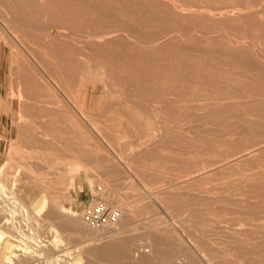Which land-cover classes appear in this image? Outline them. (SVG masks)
<instances>
[{
	"label": "rangeland",
	"instance_id": "1",
	"mask_svg": "<svg viewBox=\"0 0 264 264\" xmlns=\"http://www.w3.org/2000/svg\"><path fill=\"white\" fill-rule=\"evenodd\" d=\"M263 56L264 0H0V264H66L59 253L67 255L70 264L74 257L85 259L88 249L100 248L104 236L113 235L108 228L112 223L93 228L81 219L82 210L92 202L132 212L134 219L124 221L126 227L120 232L130 236L121 239L124 245L117 241L122 255L114 264H132L134 240L141 246L147 243L149 253L155 248L173 256L181 254L194 259L192 263L197 250L215 256H205L215 264H264ZM137 82L149 92L146 99ZM38 83L47 85L43 89ZM135 88L143 91L139 90L141 96ZM182 93L191 99L187 101ZM45 102L56 109L45 108ZM43 195L44 210L35 214ZM161 208L165 216L159 214ZM49 225L56 232L49 233ZM146 262L159 264L150 255ZM94 264L103 263L95 260Z\"/></svg>",
	"mask_w": 264,
	"mask_h": 264
},
{
	"label": "bare ground",
	"instance_id": "2",
	"mask_svg": "<svg viewBox=\"0 0 264 264\" xmlns=\"http://www.w3.org/2000/svg\"><path fill=\"white\" fill-rule=\"evenodd\" d=\"M148 3H149V2H148ZM187 3H188V1H187ZM183 5H185V4H183ZM188 7H189V6H188ZM152 8H153V7H152ZM161 12H162V11H161ZM126 14H129V13H126ZM123 15H124V14H123ZM120 16H122V15H120ZM189 16H190V15H189ZM199 16H200V15H199ZM124 17H125V16H124ZM113 18H114V17H113ZM71 20L74 21L75 19H74V20H73V19H70V21H71ZM127 20H128V19H127ZM65 21H66V20H65ZM84 21H85V20H84ZM86 21H87V20H86ZM86 21H85V22H86ZM106 21H108V20H106ZM88 22H89V21H88ZM92 22H94V21H92ZM97 22H98V21H97ZM108 22H109L110 25H111V22H110V21H108ZM72 23L74 24V22H72ZM95 23H96V22H94L93 25H95ZM98 23H99V22H98ZM104 23H105V22H104ZM99 24H100V23H99ZM102 24H103V21H102ZM86 25H87V24H86ZM107 25H108V23L106 24V28L109 27V26H107ZM167 25H168V24H167ZM102 26H104V25H102ZM116 27H117V25H116ZM116 27H115V28H116ZM198 27H199V26H198ZM74 28H75V26H74ZM115 28H114V29H115ZM109 29H111V27H109ZM162 29H164V28H162ZM168 29H169V27L167 28V32H168ZM175 29H176V27H175ZM175 29H173L172 32H174ZM177 29H178V27H177ZM177 29H176V30H177ZM181 29H182V28H181ZM72 30H73V29H72ZM115 30H117V29H115ZM119 30H120V26H119ZM127 30H128V29H127ZM165 30H166V29H165ZM169 30H171V28H170ZM185 30H186V29H185ZM104 31H105V30H104ZM104 31H103V32H104ZM117 31H118V30H117ZM161 31H162V33H164V32H163L164 30H161ZM177 31H178V30H177ZM114 32H115V31H114ZM165 32H166V31H165ZM179 32H181V31H179ZM67 33H68V32H67ZM69 33H70V31H69ZM112 33H113V32H112ZM112 33H111V34H112ZM116 33H117V32H116ZM120 33H121V32H120ZM120 33H119L118 35H121ZM124 33H126V32H124ZM124 33H122V36H126V35H124ZM158 33H159V32H158ZM160 33H161V32H160ZM218 33H219V32H218ZM104 34L106 35V33H104ZM107 34H108V33H107ZM113 34L115 35V33H113ZM113 34H112V36H114ZM126 34H127V33H126ZM130 34H131V33H130ZM166 34H167V33H166ZM169 34H170V32H169ZM72 35H73V34H72ZM118 35H116V36H118ZM163 35H165V33H164ZM171 35H172V34H171ZM67 36H68V35H66V37H67ZM76 36H77V35H76ZM106 36H107V35H106ZM160 36H161V34H160ZM73 37H74V36H73ZM77 37H78V36H77ZM80 37H81V36H80ZM97 37H98V35H97ZM99 37H100V36H99ZM101 37H102L101 41H103V36H101ZM101 37H100V38H101ZM110 37H111V35H110ZM135 37H136V35H135ZM163 37H164V36H163ZM163 37H162V38H163ZM202 37H203V36H202ZM82 38H83V37H82ZM92 38L97 39L95 36L92 37ZM92 38H91V39H92ZM158 38L160 39L161 37H158ZM158 38H157V39H158ZM88 39H90V37H88ZM88 39H85V40H86L85 43H87V40H88ZM94 39H93V41H94ZM98 39H99V38H98ZM98 39H97V40H98ZM113 39H114V38H113ZM115 39H116V38H115ZM141 39H142V38H141ZM147 39H148V38H147ZM157 39H155V40H157ZM159 39H158V40H159ZM163 39H164V38H163ZM116 40H117V39H116ZM137 40H138V39H137ZM152 40H153V39H152ZM152 40H151V41H152ZM160 40H161V39H160ZM179 40H180V39H179ZM98 41L100 42V40H98ZM104 41H105V40H104ZM133 41H134V40H133ZM141 41L144 42V43H147V41H143V40H141ZM141 41H140V42H141ZM151 41H150V43H152ZM177 41H178V40H177ZM88 42H89V41H88ZM96 42H97V41H96ZM154 42H155V41H154ZM161 42H162V41H161ZM51 43H52V42H51ZM100 43H101V42H100ZM135 43H136V42H135ZM156 43H157V42H156ZM176 43H177V42H176ZM93 44L95 45V43H93ZM103 44H104V43H103ZM166 44H167V43H166ZM209 44H210V43H209ZM98 45H99V44H98ZM204 45H205V44H204ZM211 45H212V44H210V46H211ZM214 45H215V44H214ZM214 45H213V47H212L213 49H214ZM100 46H101V44L99 45V47H100ZM102 46H103V45H102ZM109 46H110V45H109ZM113 46H114V45H113ZM130 46H131V45H130ZM130 46H128V48H129ZM149 46H151V45H149ZM215 46H217V44H216ZM228 46H229V45H228ZM87 47H88V46H87ZM95 47H96V46H95ZM131 47H133V46H131ZM88 48H89V47H88ZM107 48H109V47H107ZM111 48H113V47H111ZM114 48H115V46H114ZM114 48H113V49H114ZM116 48H117V46H116ZM135 48H136V47H135ZM164 48H165V47H164ZM166 48H167V46H166ZM204 48H205V47H204ZM206 48L209 49V46L207 45ZM206 48H205V49H206ZM212 48H211V49H212ZM216 48H218V47H216ZM91 49H92V48H91ZM102 49H103V47H102ZM118 49H119V48H117V50H118ZM205 49H204V50H205ZM218 49H219V48H218ZM104 50H105V49H104ZM114 50H116V49H114ZM102 51H103V50H102ZM110 51H111V50H110ZM125 51H126V50H125ZM214 51H215V49H214ZM221 51H222V50H221ZM226 51H227V50H226ZM89 52H90V51H89ZM105 52H107V51H105ZM114 52H116V51H114ZM152 52H153V51H152ZM154 52H155V51H154ZM222 52H223V51H222ZM98 53L100 54L99 56L101 57V56H102V55H101V51L98 52ZM103 53H104V52H103ZM125 53H126V52H125ZM125 53H124V54H125ZM133 53H134V52H133ZM82 54H84V53H82ZM90 55H91V54H89L88 56H90ZM107 55H108V54H107ZM110 55H111V54H110ZM83 56L86 57L85 55H83ZM103 56H104V54H103ZM115 56H117V54H115ZM118 56H119V55H118ZM118 56H117V58H118ZM121 56H122V55H121ZM124 56H125V55H124ZM129 56H130V55H129ZM252 56H253V55H252ZM94 57H95V55H94ZM228 57H229V56H228ZM236 57H237V56H236ZM263 57H264V56H263ZM90 58H91V57H90ZM96 58H97V57H96ZM108 58L111 59V57H108ZM129 58H130V57H129ZM102 59H103V58H102ZM161 59H162V58H161ZM224 59H225V58H224ZM55 60H56V59H54L53 61H55ZM88 60H90V59H88ZM95 60H96V59H95ZM95 60H94V61H95ZM104 60H105V57H104ZM117 60H118V59H117ZM163 60H164V59H163ZM90 61H91V60H90ZM129 61H130V60H129ZM170 61H171V60H170ZM170 61H169V62H170ZM55 62H56V61H55ZM70 62H71V61H70ZM72 62H73V61H72ZM84 62H85V61H84ZM110 62H111V60H110ZM112 62H113V61H112ZM132 62H133V61H132ZM60 63H61V62H60ZM88 63H90V62H88ZM88 63H87V65H88ZM100 63H102V61L99 62V64H100ZM130 63H131V62H130ZM11 64H12V63H11ZM56 64H57V66H59L58 63H56ZM93 64H94V62H93ZM93 64H92V66H94L96 63H95L94 65H93ZM111 64H112V63H111ZM111 64H110V66H109V65H108V66L111 67V66H112ZM149 64H150V63H149ZM103 65H104V64H103ZM103 65H102V66H103ZM89 66H91V65H89ZM108 66H106V67H108ZM114 66H115V64H114ZM128 66H129V65H128ZM130 66H131V65H130ZM53 67H54V66H53ZM81 67H82V65H81ZM84 67H85V66H84ZM94 67H95V66H94ZM94 67H93V68H94ZM115 67H117V65H116ZM33 68H34V67H32V70H33ZM37 68H38V67H37ZM86 68H87V67H86ZM103 68H104V66H103ZM129 68H130V67H129ZM156 68H157V67H156ZM160 68H161V67H160ZM162 68H163V67H162ZM162 68H161V69H162ZM22 69H23V68H22ZM34 69H35V68H34ZM40 69H41V68H40ZM42 69H43V68H42ZM54 69H55V67H54ZM58 69H59V68H58ZM113 69H114V68H113ZM115 69H116V68H115ZM130 69H131V68H130ZM164 69H165V68H164ZM83 70H84V69H83ZM104 70H105L106 72H108V70H106V69H104ZM119 70H120V69H119ZM134 70H135V69H134ZM145 70H147V69H145ZM166 70H167V69H166ZM38 71H39V70H38ZM38 71H37V72H38ZM42 71H44V70H42ZM55 71H56V70H55ZM110 71H112V70H110ZM126 71H127V70H126ZM152 71H153V70H152ZM168 71H169V70H168ZM245 71H246V70H245ZM37 72H36V73H37ZM63 72L65 73L66 71H63ZM113 72H114V71H113ZM132 72H133V71H132ZM149 72H150V71H149ZM162 72H163V70H162ZM56 73H57V72H56ZM127 73H130V75H131V71H129V72L127 71ZM141 73H142V72H141ZM146 73H147V72H146ZM157 73H158V71H157ZM165 73H166V71H165ZM172 73H173V72H172ZM229 73H230V72H229ZM34 74H35V73H34ZM38 74H39V73H38ZM41 74H42V73H41ZM69 74H70V73H69ZM74 74H75V73H74ZM105 74H106V73H105ZM111 74H112V73H111ZM133 74H134V72H133ZM143 74H144V73H143ZM143 74H142V75H143ZM151 74H153V72H152ZM151 74H150V75L147 74V75L151 76ZM160 74H161V73H160ZM167 74H168V72L165 74V76H166ZM109 75H110V74H109ZM112 75H113V74H112ZM134 75H135V74H134ZM138 75H139V74H138ZM140 75H141V74H140ZM144 75H146V74H144ZM169 75H170V71H169L168 76H169ZM173 75L175 76V73H173ZM42 76H44V75H41V77H42ZM73 76H75V75H73ZM106 76H107V75H106ZM154 76H155V75H154ZM161 76L164 77L163 75H160V77H161ZM168 76H167V77H168ZM170 76H172V75H170ZM75 77H76V76H75ZM81 77H82V76H81ZM104 77H105V76H104ZM104 77H103V78H104ZM121 77H122V76H121ZM132 77H133V76H132ZM139 77H140V76H139ZM141 77H142V76H141ZM151 77H152V76H151ZM155 77H156V76H155ZM158 77H159V76H158ZM162 77H161V78H162ZM39 78H40V77H39ZM47 78H48V76H47ZM55 78H56V77H55ZM57 78H59V77H57ZM77 78H78V77H77ZM82 78H83V77H82ZM108 78H109V77H108ZM117 78H118V77H117ZM123 78H124V77H123ZM123 78H121V79H123ZM128 78H129V77H128ZM133 78H134V77H133ZM145 78H146V76H145ZM147 78H149V77H147ZM147 78H146V79H147ZM171 78H173V77H171ZM171 78H170V80H171ZM175 78H176V77H175ZM181 78H182V77H181ZM181 78H180V79H181ZM227 78H228V77H227ZM41 79H42V78H41ZM80 79H81V78H80ZM109 79H110V78H109ZM119 79H120V78H119ZM121 79H120V80H121ZM125 79H127L126 76H125ZM125 79H124V80H125ZM131 79H132V78H131ZM131 79H127L126 81L129 82V80H130V82H131ZM134 79H135V78H134ZM136 79H137V77H136ZM141 79H142V78H141ZM159 79H160V78H159ZM159 79H158V80H159ZM168 79H169V78H168ZM173 79H174V78H173ZM177 79H178V81H179V76L177 77ZM230 79H232V78H230ZM52 80H54V79L52 78ZM114 80H115V79H114ZM120 80H119V81H120ZM170 80H168V81L171 82ZM181 80H183V79H181ZM228 80H229V79H228ZM232 80H233V79H232ZM35 81H36V80H35ZM54 81H55V80H54ZM56 81H57V83H58V80H56ZM59 81H61L60 78H59ZM77 81H78V80H77ZM77 81H76V82H77ZM107 81H108V80H107ZM111 81H112V79H111ZM119 81H118V82H119ZM132 81H133V80H132ZM137 81H138V80H137ZM141 81H142V80H141ZM163 81H164V80H163ZM178 81H176V82H178ZM230 81H231V80H230ZM234 81H235V80H234ZM31 82H32V81H31ZM40 82H42V81H40ZM40 82H39V83H40ZM71 82H72V81H71ZM118 82H117V83H118ZM144 82H145V81H144ZM157 82H158V81H157ZM164 82H166V79H165ZM176 82H174V83H176ZM183 82H185V81H183ZM35 83H36V82H35ZM39 83H38L37 86L40 88L41 85H40ZM42 83H43V82H42ZM44 83H47V84H48V82H46V81H45ZM117 83H116V85H117ZM121 83H122V82H121ZM123 83H124V82H123ZM132 83H133V82H132ZM132 83H131V84H132ZM134 83H135V81H134ZM137 83H139V82H137ZM146 83H147L148 85H149V84L152 85V83H148V82H146ZM153 83H155V82H153ZM167 83H168V82H167ZM167 83H165L166 86H167ZM180 83H181V81H180ZM30 84H31V83H30ZM36 84H37V83H36ZM47 84H46V85H47ZM59 84H60V83H59ZM59 84H58V86H59ZM114 84H115V83H114ZM119 84H120V82H119ZM128 84H129V83H128ZM128 84H127V85H128ZM141 84H142V83H141ZM161 84H163V82H162ZM161 84H160V85H161ZM178 84H179V83H178ZM178 84H177V87H176V88L179 87ZM183 84H184V83H183ZM185 84H186V83H185ZM191 84H192V82H191ZM24 85H25V83H24ZM34 85H35V84H34ZM34 85L32 84L33 87H36V88L38 89V87H37V86H34ZM39 85H40V86H39ZM46 85H45V86H46ZM78 85H79V83H78ZM78 85H77V86H78ZM80 85H81V83H80ZM112 85H113V84H112ZM122 85H123V84H122ZM127 85H126V86H127ZM138 85H139L141 88H142V86H143V85H140V83H139ZM138 85H137V86H138ZM144 85H145V84H144ZM170 85H171V84H170ZM179 85H180V84H179ZM188 85H190V83H188ZM195 85H196V83H195ZM27 86H28V84L26 85V88L24 87L25 90L28 88ZM45 86H44V87H45ZM49 86L51 87L50 84H49ZM134 86L137 87L136 85H134ZM42 87H43V85H42ZM42 87H41V88H42ZM44 87H43V89H44ZM52 87H53V85H52ZM54 87H55V86H54ZM54 87H53V88H54ZM91 87H92V86H91ZM113 87H115V86H113ZM116 87H121V86H116ZM132 87H133V86H132ZM140 87H139V88H140ZM143 87H144V86H143ZM145 87H146V86H145ZM147 87H148V86H147ZM147 87H146V88H147ZM153 87H154V84H153ZM153 87H151V88H153ZM157 87H160V86H157ZM163 87H164V86H163ZM195 87H196V86H195ZM17 88H18V87H17ZM22 88H23V87H22ZM36 88H35V89H36ZM55 88H56V87H55ZM81 88H82V87H81ZM108 88H111V87H108ZM122 88H123V87H122ZM130 88H131V86H130ZM130 88H129V89H130ZM137 88H138V87H137ZM137 88H135V92H136V89H137ZM168 88H169V86H168ZM180 88H181V87H180ZM182 88H184V87L182 86ZM182 88H181V89H182ZM30 89H32V88L30 87ZM35 89H34V90H35ZM37 89H36V90H37ZM43 89H41V91H44ZM49 89H50V88H49ZM63 89H64V88H63ZM78 89H79V88H78ZM131 89H133V88H131ZM142 89H143V91H144V88H142ZM149 89H150V88H149ZM155 89H158V90H159L160 88H155ZM161 89H162V88H161ZM163 89H164V88H163ZM163 89H162V90H163ZM213 89H214V87H213ZM20 90H21V87H20ZM54 90H55V89H54ZM57 90H59V89H57ZM76 90H77V89H76ZM76 90H75V91H76ZM83 90H84V89H83ZM122 90H123V89H122ZM133 90H134V89H133ZM137 90H138V89H137ZM139 90H140V89H139ZM139 90H138V92H136V93L139 94L140 92H143V91H141V90H140V92H139ZM147 90H148V88H147ZM150 90H152V89H150ZM158 90H157V93H158V92L161 93V92H160L161 90H159V91H158ZM166 90H167V89H166ZM177 90H179V89H177ZM185 90H186V89H185ZM197 90H198V89H197ZM28 91H31V90H27V92H26V91H25V92H26V93H29ZM37 91H38V90H37ZM51 91H52V90H51ZM62 91H63V90H62ZM85 91H86V90H85ZM182 91H183V89H182ZM182 91L179 90L180 94H181ZM17 92H18V91H17ZM19 92H20V91H19ZM21 92H22V91H21ZM63 92H64V94L66 93V91H63ZM77 92H80V91L77 90ZM115 92H116V90H115ZM118 92H120V90H119ZM121 92H122V91H121ZM144 92H145V93H144ZM144 92H143V94H145L144 97H145V99H146V97H147L146 95H148L149 92H148L147 94H146V91H144ZM155 92H156V90H155ZM155 92H154V93H155ZM176 92H177V91H176ZM176 92H174V93H176ZM244 92H245V91H244ZM30 93H31V92H30ZM30 93H29L28 95H30ZM38 93H39V95L42 94V93H40V92H38ZM44 93H45V92H44ZM54 93H56V92L54 91ZM58 93H60V90H59ZM58 93H57V94H58ZM89 93H90V92H89ZM95 93H96V92H95ZM105 93H106V92H105ZM105 93H104V94H105ZM132 93H133V91H132ZM152 93H153V92H152ZM152 93H151V94H152ZM157 93H156V94H157ZM167 93H168V92H167ZM174 93H173V94H174ZM240 93H241V92H240ZM46 94H47V93H46ZM60 94H61V93H60ZM60 94H58V95H60ZM73 94H75V92H74ZM77 94H78V93H77ZM86 94H87V93H86ZM141 94H142V93H140V96H141ZM151 94H150V95H151ZM162 94H163V93H162ZM162 94H161V96L164 97V95H162ZM171 94H172V89H171ZM177 94H178V92H177ZM182 94H183V93H182ZM17 95H18V93H17ZM25 95H26V94H25ZM25 95H23V96H25ZM43 95H44V94H43ZM48 95H50V94H48ZM66 95H67V94H66ZM66 95H65V96H66ZM78 95H80V94H78ZM78 95H77V96H78ZM91 95H92V94H91ZM102 95H103V94H102ZM102 95H101V96H102ZM150 95H149V96H150ZM152 95H154V94H152ZM183 95H184V94H183ZM185 95H187V94H185ZM185 95H184V96H185ZM13 96H16V95H13ZM13 96H11V97L13 98ZM44 96H45V95H44ZM44 96H43V98H44ZM56 96H57V95H56ZM62 96H64V95H62ZM82 96H83V94H82ZM85 96H86L85 98H87V95H85ZM106 96H107V94H106ZM108 96H109V95H108ZM149 96H148V97H149ZM156 96H157V95H156ZM174 96H175V95H174ZM187 96H188V95H187ZM198 96H199V95H198ZM17 97H19V96H17ZM39 97L41 98V95H40ZM66 97H67V96H66ZM71 97H72V95H71ZM142 97H143V95H142ZM144 97H143V98H144ZM152 97H153V96H150V98H152ZM158 97H159V96H158ZM163 97H162V98H163ZM194 97H195V95L193 96V99H194ZM196 97H197V96H196ZM245 97L247 98L248 95H246ZM250 97H251V96H250ZM252 97H253V96H252ZM19 98H20V100H21L22 96L19 97ZM19 98H18V99H19ZM26 98H27V97H26ZM49 98H51V96H50ZM60 98H61V97H60ZM80 98H81V97H80ZM83 98H84V97H83ZM159 98H160V97H159ZM177 98H178V96H177ZM182 98H184V97L182 96ZM182 98L180 97V99H182ZM186 98H187V101H188V99H191L190 97L188 98V97L185 96V99H186ZM199 98H200V96H199ZM204 98H205V97H204ZM18 99H17V100H18ZM45 99H46V96H45ZM45 99H43V100L46 101V102H47V101L49 102V100H47V99L45 100ZM51 99H52V98H51ZM163 99H164V98H163ZM168 99H170V97H168ZM173 99H174V98H173ZM197 99H198V98H197ZM207 99H208V98H207ZM216 99H217V98H216ZM216 99H215V101H217ZM221 99H222V98H221ZM249 99H250V98H249ZM22 100H24V99H22ZM25 100H26V99H25ZM25 100H24V101H25ZM35 100H36V99H35ZM38 100H39V99H38ZM38 100H37V101H38ZM41 100H42V99H41ZM41 100H39V102H40ZM59 100H60V99H59ZM68 100H69V99H68ZM182 100H184V99H182ZM182 100H181V102H182ZM195 100H196V99H195ZM195 100H194V101H195ZM205 100H206V99H205ZM213 100H214V99H213ZM50 101L52 102V100H50ZM61 101H62V100H61ZM76 101H78V100H76ZM84 101H85V99H84ZM190 101H192V100H190ZM253 101H254V100H253ZM46 102H45V105H46ZM48 102H47V103H48ZM81 102H82V101H81ZM81 102H80V103H81ZM170 102H171V101H170ZM175 102H176V101H175ZM177 102H178V101H177ZM177 102H176V103H177ZM196 102H197V100H196ZM212 102H213V101H212ZM219 102H220V101H219ZM221 102H222V100H221ZM236 102H237V101H236ZM258 102H259V101H258ZM21 103H22V102H21ZM40 103H41V102H40ZM40 103H39V104H40ZM42 103H43V101H42ZM42 103H41V104H42ZM52 103H54V102H52ZM60 103H62V102H60ZM70 103H73L72 100H71ZM75 103L77 104V102H75ZM164 103H165V102H164ZM166 103H169V102H166ZM184 103H185V102H184ZM190 103H191V102H190ZM237 103H238V102H237ZM247 103H248V102H247ZM41 104H40V107H41ZM64 104H65V102H64ZM83 104H84V103H83ZM180 104H181V103H180ZM241 104H242V103H241ZM245 104H246V103H245ZM22 105H23V104H22ZM45 105L43 104L44 107H45ZM49 105H50V103H49ZM51 105H52V104H51ZM70 105H71V104H70ZM73 105H74V104H73ZM80 105H81V104H80ZM84 105H85V104H84ZM178 105H179V103H178ZM186 105H187V103H186ZM198 105H199V103H198ZM207 105H208V104H207ZM226 105H228V104H226ZM23 106H24V107H27V105H26V106L23 105ZM31 106H32V105H31ZM33 106H34V105H33ZM81 106H82V105H81ZM179 106H180V105H179ZM183 106H185V105H183ZM47 107H48V105H46L45 108H47ZM50 107H51V106H50ZM50 107H48V108H50ZM62 107H63V106H62ZM62 107H60V108H62ZM74 107H75V106H74ZM78 107H79V106H78ZM97 107H98V106H97ZM159 107H160V105H159ZM198 107H202V106H198ZM32 108L34 109L35 107H32ZM36 108H38V107H36ZM51 108H55V105H54V107H53V105H52ZM65 108H67V107H65ZM79 108H80V107H79ZM181 108H182V107H181ZM184 108H185V107H184ZM55 109H56V108H55ZM55 109H54V110H55ZM67 109H69V108H67ZM158 109H159V108H158ZM162 109H164V108H162ZM179 109H180V108H179ZM179 109H178V110H179ZM37 110H38V109H37ZM44 110H45V109H44ZM48 110H50V109H48ZM75 110H76V109H75ZM80 110H81V109H80ZM164 110H165V109H164ZM164 110H163V111H164ZM38 111H40V108H39ZM52 111H53V110H51V112H52ZM63 111H65V114H66V110L63 109ZM76 111H77V110H76ZM81 111H83V110H81ZM166 111H167V110H166ZM43 112H44V111H43ZM49 112H50V111H49ZM168 112H169V110H168ZM230 112H231V111H230ZM44 113L47 114V112H44ZM53 113H54V112H53ZM56 113H58V112H56ZM62 113H64V112H62ZM51 114H52V113H51ZM58 114H59V113H58ZM78 114H79V113H78ZM80 114H81V113H80ZM86 114H87V113H86ZM213 114H214V113H213ZM42 115H44V114H42ZM56 115H57V114H56ZM63 115H64V114H63ZM170 115H171V114H170ZM215 115H216V114H215ZM45 116H46V115H45ZM50 116H51V115H48L47 118H49ZM54 116H55V115H54ZM58 116H60V114H59ZM58 116H57V117H58ZM80 116H81V115H80ZM80 116H78L79 119H80ZM85 116H86V115H85ZM179 116H180V115H179ZM82 117H83V116H81V118H82ZM86 117H88V116H86ZM168 117H169V116H168ZM153 118H154V117H153ZM49 119L51 120L52 118L50 117ZM49 119H48V120H49ZM55 119H57V118H55ZM55 119H54V120H55ZM82 119H83V121L85 120V118H82ZM215 119H216V118H215ZM52 121H53V119H52ZM74 121H75V120H74ZM74 121H73V122H74ZM211 121H212V120H211ZM19 122H20V121H19ZM57 122H58V120H57ZM79 122L82 123V120L79 121ZM79 122H78V123H79ZM29 123H30V122H29ZM81 123H80V125H81ZM58 125H59V124H58ZM66 125H68V124H66ZM66 125H65V126H66ZM70 125L72 126V124H70ZM75 126H76V125H75ZM75 126H74V127H75ZM82 126H84V125H82ZM74 127H72V128H74ZM76 127H77V126H76ZM57 129H58V128H57ZM68 129H69V128H68ZM55 130H56V129H55ZM70 130H71V129H70ZM74 130H75V129H74ZM33 131H34V130H33ZM77 131H78V130H77ZM31 132H32V131H31ZM66 132H67V131H66ZM80 132H81V131H80ZM52 134H53V133H52ZM54 134H55V133H54ZM69 134H70V133H69ZM74 134H75V131H74ZM83 134H84V133H83ZM154 135H155V134H154ZM73 136H74V135H73ZM81 136H83V135H81ZM81 136H80V137H81ZM84 136H85V134H84ZM81 138H82V137H81ZM154 140H155V139H154ZM262 140H263V139H262ZM262 140H261V141H262ZM217 142H218V141H217ZM263 142H264V140H263ZM84 143H85V142H84ZM259 144H260V143H259ZM263 144H264V143H263ZM65 145H66V144H65ZM204 145H205V144H204ZM261 145H262V144H261ZM251 146H252V145H251ZM262 146L264 147V145H262ZM245 147H246V146H245ZM252 147H253V146H252ZM23 148H24V147H23ZM77 148H78V147H77ZM254 148H255V147H254ZM254 148H253V149H254ZM257 148H258V147H257ZM236 149H237V148H236ZM249 149H250V148H249ZM260 149L262 150L263 148H260ZM242 150H243V149H242ZM254 150H255V149H254ZM12 151H13V150H12ZM250 151H252V150H250ZM250 151H249V152H250ZM258 151H260L259 148H258ZM258 151H257V152H258ZM14 152H15V151H14ZM80 152H81V151H80ZM86 152H87V151H86ZM204 152H205V151H204ZM237 152H238V151H237ZM75 153H76V152H75ZM205 153H206V152H205ZM251 153H252V152H251ZM251 153H250V154H247V155H251ZM79 154H81V153H79ZM206 154H207V153H206ZM226 154L229 155V153H226ZM226 154L224 153L223 155H226ZM233 154H235V153H233ZM237 154H239V153H237ZM78 156H79V155H78ZM81 156H82V157H78V158H79V160L83 161V154H81ZM84 156H85V155H84ZM230 156H231V155H230ZM239 156H241V155H239ZM75 157H76V156H75ZM218 157H219V156H218ZM226 157H227V156H226ZM243 157H244V156H243ZM247 157H248V156H247ZM73 158H74V156H73ZM73 158H72V159H73ZM215 158H216V157H215ZM215 158H214V159H215ZM221 158L223 159L224 156H223V157L221 156ZM231 158H232V157H231ZM240 158H242V157H240ZM69 159H70V158H69ZM85 159H86V158H85ZM85 159H84V161H85ZM216 159H217V158H216ZM216 159H215V160H216ZM226 159H228V158H226ZM243 159H244V158H243ZM70 160H71V159H70ZM218 160H219V159H218ZM223 160H224V159H223ZM71 161H72V160H71ZM86 161H87V159H86ZM201 161H202V160H201ZM72 162H73V161H72ZM222 162H223V161H222ZM225 162L227 163V161H225ZM234 162H235V161H234ZM234 162H232V163H234ZM78 163H79V161H78ZM82 163H83V162H82ZM82 163H81V164H82ZM84 164H85V163H83V165H84ZM214 164H215V163H214ZM214 164H211V165H214ZM234 164H235V163H234ZM258 164H259V163H258ZM86 165H87V164H86ZM216 165L218 166V163L215 164V166H216ZM224 165H225V164H224ZM228 165H229V164H228ZM81 166H82V165H81ZM202 166H203V165H202ZM208 166H209V165H208ZM215 166H214V167H215ZM219 166H220V165H219ZM218 168H219V167H218ZM212 169H214V168H213V167L210 168L211 171H212ZM205 170H206V169H205ZM249 170H250V169H249ZM240 171H241V170H240ZM203 172H204V171H203ZM205 172H206V171H205ZM217 172H218V171H217ZM248 172H249V171H248ZM250 173H251V172H250ZM17 174H18V173H17ZM226 174H227V173H226ZM114 175H115V174H114ZM186 175H187V174H186ZM196 175H197V174H196ZM243 175H244V174H242V177H243ZM255 175H257V172H256V174L253 173V176H255ZM111 176H113V174H112ZM244 176H246V175H244ZM248 176H250V175H248ZM104 177H105V176H104ZM107 177H108V176H107ZM115 177H116V176H115ZM115 177H114V178H115ZM210 177H211V176H210ZM229 177H230V176H229ZM239 177H241V176H239ZM191 178H192V177H190V178H186L185 180H189V179H191ZM205 178H207V177L205 176ZM220 178H221V177H220ZM237 178H238V177H237ZM58 179H59V178H58ZM101 179H102V178H101ZM104 179H105V178H104ZM107 179H108V178H107ZM200 179L203 180L202 177L199 178V180H200ZM221 179H222V178H221ZM233 179H234V178H233ZM242 179L246 180V177H245V178H242ZM248 179H249V178H248ZM102 180H103V179H102ZM175 180H177V179H175ZM179 180H180V179H179ZM181 180H182V179H181ZM196 180H197V179H196ZM208 180H209V178H208ZM228 180H230V179H228ZM203 181H204V180H203ZM241 181H242V180H241ZM60 182H61V181H60ZM195 182H196V181H195ZM234 182H236V181H234ZM102 183H103V182H102ZM105 183H106V182H105ZM237 183H238V182H237ZM250 183H251V182H250ZM118 184H119V183H118ZM175 185H176V184H175ZM194 185H195V183H194ZM245 185H246V183H245ZM247 185H248V184H247ZM160 186H161V185H160ZM172 186H174V185H172ZM232 186H233V185H232ZM234 187H235V186H234ZM238 187H240V186H238ZM100 188H101V187H100ZM111 188H112V187H111ZM162 188H164V186H163ZM165 188H166V187H165ZM168 188H169V187H168ZM226 189H227V188H226ZM226 189H224V190H226ZM243 189H244V188H243ZM245 189H246V188H245ZM146 190H147V189H146ZM228 190H229V189H228ZM248 190H249V188H248ZM248 190H247V191H248ZM122 191H123V190H122ZM222 191H223V190H222ZM247 191H246V192H247ZM257 191H258V190H257ZM146 192H147V191H146ZM163 192H164V191H163ZM169 192H170V191H169ZM230 192H231V191H230ZM141 193H142V192H141ZM160 193H162V192H160ZM228 193H229V192H228ZM46 194H47V193H46ZM163 194H164V193H163ZM169 194H170V193H169ZM253 194H254V193H253ZM15 195H16V194H15ZM145 195H146V194H145ZM145 195H144V196H145ZM222 196H223V198H224V195H222ZM11 197H12V196H11ZM52 197H53V196H52ZM52 197H50V198H52ZM146 197H147V196H146ZM149 197H151V196L149 195ZM149 197H148V198H149ZM207 197H208V196H207ZM212 197H214V196H212ZM55 198H56V197H55ZM55 198H53V200H54ZM200 198H201V197H200ZM208 198H209V197H208ZM217 198H218V197H217ZM113 199H114V198H113ZM136 199H137V198H136ZM139 199H140V198H139ZM219 199H220V198H219ZM51 200H52V199H51ZM53 200H52V201H53ZM151 200H152L156 205H158L157 202H159V201H157V198H156V200H155V198L153 199V197H152ZM207 200H208V199H207ZM209 200H211V199H209ZM224 200H226V199H224ZM244 200H245V199H244ZM244 200H243V201H244ZM246 200H247V199H246ZM5 201H6V200H5ZM34 201H35V200H34ZM56 201H57V200H56ZM116 201H117V200H116ZM149 201H150V200H149ZM156 201H157V202H156ZM247 201H248V200H247ZM249 201H250V200H249ZM129 202H130V201H129ZM136 202H137V201H136ZM139 202H140V201H139ZM142 202H143V201H142ZM144 202H145V201H144ZM226 202H227V201H226ZM226 202H225V203H226ZM114 203H115V202H114ZM211 203H212V202H211ZM225 203H224V204H225ZM45 204H46V199H45V196L43 195V196L39 199V201L37 202V204H36V206H35L33 212H34L35 214H39L42 210H44ZM54 204H55V203H54ZM139 204H140V203H139ZM146 204H147V203H146ZM160 204H161V203H160ZM216 204H217V203H216ZM219 204H220V201H219ZM224 204H223V205H224ZM33 205H34V204H33ZM119 205H120V204H119ZM163 205H164V204H163ZM226 205H227V204H226ZM158 207H159V206H158ZM164 207H165V205H164ZM200 207H201V206H200ZM215 207H216V205H215ZM59 208H60V207H59ZM119 208H120V206H119ZM124 208H125V207H124ZM126 208H127V207H126ZM153 208H154V207H153ZM165 208H166V207H165ZM203 208H205V207H203ZM207 208H208V209H207ZM61 209H62V207H61ZM169 209H170V208H169ZM192 209H193V208H192ZM192 209H191V210H192ZM197 209H198V206H197ZM199 209H200V208H199ZM199 209H198V210H199ZM206 209L209 210L210 207H206ZM213 209H214V208H213ZM213 209H212V210H213ZM63 210H64V209H63ZM127 210H128V208H127ZM212 210H211V211H212ZM119 211H120V210H119ZM119 211H118V216H117V217L111 222V223H112L111 226L108 227V228H110L109 233H113V235H110V234L108 233V234H109L108 236H104V234H103V236H104L105 238H104V239L102 238V239L104 240V242H103L102 246L100 245V246H101L100 248H98V249L96 248V250H93V249L91 250V249H88V247H87V249H88L87 252L84 251V252L87 253V254H85V255H86V257H84L85 259L82 260V258H81L82 255H80L81 257H74V258H72V259L70 258V259H71V264H94V261H95V260H99V261H100L101 263H103V264H114V263L116 262L117 258H120V257H121L122 254H120V252H119V250H118L119 247H118V243H117V241L123 239V237H125V236L127 237L128 232L120 233L121 230L124 229L123 227H126V226H124L123 222H124V221H125V222H128V220H130V218H133V217H131L132 212L129 213V212H126V211H122V209H121V211H122V218H119L120 220L118 221V224H117V219H118V217H119V214H121V213H119ZM121 211H120V212H121ZM134 211H136V210H134ZM166 211H168V210H166ZM175 211H176V210H175ZM177 211H179V210H177ZM182 211H183V210H182ZM201 211H202V210H201ZM63 212H64V211H63ZM145 212H147V211H145ZM27 213H28V212H27ZM69 213H70V212H69ZM168 213H169V212H168ZM178 213H179V212H178ZM217 213H218V212H217ZM40 214H41V213H40ZM159 214L165 216V215H166V212L161 208V212H160ZM197 214H199V213H197ZM218 214H219V213H218ZM133 215H134V214H133ZM153 215H154V214H153ZM176 215H177V214H176ZM194 215H195V214H194ZM194 215H193V213H192V216H193V217H195ZM206 215L209 216L210 214H207V213H206ZM236 215H237V214H236ZM218 216H220V215H218ZM229 216H230V218H231V215H229ZM134 217H135V216H134ZM188 217H189V219H190V216H188ZM202 217L204 218V216H202ZM223 217H225L224 214H223ZM227 217H228V216H227ZM248 217H251V216H248ZM235 218H238V217L236 216ZM133 219H134V218H133ZM144 219H145V218H144ZM195 219H196V218H195ZM195 219H194V221H195ZM204 219H205V218H204ZM215 219H216V218H215ZM218 219H219V217H218ZM218 219H217V220H218ZM224 219H225V218H224ZM126 220H127V221H126ZM169 220H170V217H169ZM141 221H142V220H141ZM185 221H186V220H185ZM230 221H231V220H229L228 222H230ZM115 222H116V225L113 224V223H115ZM121 222H122V223H121ZM129 222H130V221H129ZM171 222H172V221H171ZM177 222H178V221H177ZM223 222H224V221H223ZM237 222H238V221H237ZM132 223H133V222H132ZM135 223H136V222H135ZM137 223H138V222H137ZM173 223H175V222H173ZM178 223L181 224L182 222H178ZM198 223H199V222H198ZM203 223H204V222H203ZM203 223H202V224H203ZM217 223H218V222L216 221V224H215V225H217ZM224 223H225V222H224ZM239 223H241V222H239ZM49 224H50V223H49ZM108 224H109V223H108ZM127 224H129V223H127ZM196 224H197V223H196ZM202 224H201V225H202ZM218 224H219V223H218ZM220 224H222V223H220ZM230 224H231V223H230ZM230 224H229V225H230ZM106 225H107V224H106ZM125 225H126V224H125ZM133 225H136V224H133ZM169 225H170V224H169ZM177 225H178V224H177ZM177 225H176V226H177ZM184 225H185V224H184ZM204 225H205V228H206V223L203 224V226H204ZM224 225H225V224H224ZM229 225H228V226H229ZM237 225H238V224H237ZM237 225H236V226H237ZM252 225H253V224H252ZM258 225H259V224H258ZM49 226H50L49 229H48V230L50 231L49 233L52 234L53 232H56V230H55V228H54L53 226H51V225H49ZM81 226H82V225H81ZM129 226H131V223L129 224ZM185 226H186V225H185ZM199 226H200V225H199ZM212 226H213L214 228H217V227H218V226H214V225H212ZM212 226H211V229H212V231H213L214 228H212ZM225 226H226V225H225ZM238 226H239V225H238ZM105 227H106V226H105ZM127 227H128V226H127ZM186 227H187V226H186ZM188 227H189V226H188ZM191 227H193V223H192V226H191ZM250 227H251V225H250ZM45 228H46V227H45ZM193 228H196V227H193ZM229 228H233V227H229ZM46 229H47V228H46ZM148 229H149V228H148ZM191 229H192V228H191ZM191 229H189V230H191ZM196 229H197V228H196ZM208 229L210 230V227H209ZM208 229H206V230H208ZM251 229H252V228H250V229L248 228V230H251ZM253 229H254V228H253ZM257 229H258V228H257ZM257 229H255V230H257ZM177 230H178V229H177ZM181 230H182V229H181ZM194 230H195V229H194ZM202 230H203V228H202ZM259 230H260V228H259ZM63 231H64V230H63ZM63 231H62V232H63ZM184 231H185V229H184ZM216 231H217V230H216ZM225 231H226V229H225ZM229 231H230V230H229ZM57 232H58V230H57ZM179 232H180V231H179ZM187 232H188V231H187ZM194 232H195V231H194ZM201 232H203V231H201ZM209 232H210V231H209ZM213 232H214V231H213ZM213 232H211V233H209V234H212ZM227 232H228V231H227ZM233 232H234V231H233ZM233 232H232V234L234 235L235 233H233ZM237 232H238V230H237ZM239 232H240V231H239ZM256 232H257V231H256ZM258 232H259V231H258ZM262 232H263V234H264V230H263ZM58 233H59V232H58ZM135 233H136V232H135ZM138 233H139V232H138ZM157 234H158V233H157ZM186 234H187V233H186ZM206 234H208V233H206ZM209 234H208V235H209ZM228 234H229V233H228ZM242 234H243V233H242ZM242 234H241V235H242ZM258 234H259V233H258ZM58 235H59V234H58ZM73 235H74V234H73ZM189 235H191V234H189ZM221 235H223V234L221 233ZM225 235H227V234L225 233ZM225 235H224V236H225ZM248 235H249V234H247L246 236H248ZM254 235H257V234H254ZM254 235H253V233H252V236H254ZM60 236H61V235H60ZM77 236H78V235H77ZM101 236H102V235H101ZM103 236H102V237H103ZM129 236H130V235H128V237H129ZM227 236H230V237H231L230 234L227 235ZM234 236L236 237V235H234ZM246 236L244 235V238H245ZM249 236H250V235H249ZM249 236L247 237L248 239H250ZM258 236H259V235H258ZM260 236H261V235H260ZM0 237H1V236H0ZM80 237H81V236H80ZM237 237H240V236H237ZM263 237H264V236H263ZM241 238H243V237H241ZM1 239H3V238L1 237ZM79 239H80V238H79ZM82 239H83V238H82ZM94 239H95V238H94ZM102 239H100V240H102ZM129 239H130V238H129ZM132 239H133V238H132ZM227 239H228V238H227ZM233 239H234V238H232V241H233ZM245 239H246V238H245ZM259 239H263V238L261 237V238H259ZM61 240H62V238H61ZM83 240H85V239H83ZM91 240H93V239H91ZM187 240H188V239H187ZM228 240H229V239H228ZM240 240H242V239H240ZM257 240H258V239H257ZM257 240H256V241H257ZM59 241H60V240H59ZM93 241H94V240H93ZM96 241H97V240H96ZM98 241H99V239H98ZM121 241H122V240H121ZM137 241H138V240H137ZM249 241H250V240H249ZM260 241H261V240H259L258 242L260 243ZM62 242H63V241H62ZM118 242H119V241H118ZM123 242H124V241H122V243H123ZM130 242H131V240H130ZM130 242H129V243H130ZM190 242H191V241H190ZM194 242H195V241H194ZM236 242H237V241H236ZM238 242H239V241H238ZM247 242H248V241H247ZM258 242H256V244H257ZM82 243H83V242H82ZM84 243H85V242H84ZM144 243H145V242H144ZM187 243H188V242H187ZM253 243H254V242H253ZM253 243H252V245H253ZM146 244H147V243H146ZM146 244H145V246H141V245H139L138 242H136L135 240H134L133 242L130 243L131 248H133V252H132V255H131V258H132V264H152V263H147V262H146V261H147V256H149V255H150V256H154L155 258L157 257V258H158V263H159V264H198V263H200V264H215L214 261H210L211 259H208L210 255H208V256L205 255V256L208 257V258H206L204 255H202L203 252H201V254H200V252H198L197 250H193L194 248H196V247H194V244H193V243H192L193 246H192V244H191V246H192V250L195 251V253H197V256H196V259H195L197 263H196V262H193V263H192V260H194V259H190L189 257H187V256H185V255L178 254V255L173 256V253H170V252H166V253L158 252L157 250H155V248H154V249H151V251H150V253H149ZM228 244H229V243H228ZM228 244L226 243L227 247H228ZM232 244H234V243L232 242ZM243 244L246 246V244H245L244 242H243ZM256 244H255V245H256ZM263 244H264V241H263ZM57 245H58V243H57ZM88 245H89V244H88ZM123 245H124V243H123ZM127 245H128V244H127ZM130 245H129V246H130ZM234 245H240V243H239V244H238V243H235ZM234 245H233V246H234ZM244 245H243V246H244ZM252 245H251V246H252ZM259 245H260V244H259ZM85 246H86V245H85ZM191 246H190V247H191ZM230 246H231V245H229V248H230ZM253 246H254V245H253ZM257 246H258V245H257ZM71 247H72V246H71ZM73 247H74V246H73ZM187 247H188V246H187ZM124 248H125V246H124ZM200 248H206V246H204V247L201 246ZM208 248H209V247H208ZM223 248H225V246H224ZM246 248H247V247H246ZM254 248H255V246H254ZM1 249H2V248H1ZM81 249H83V247H82ZM85 249H86V248H85ZM206 249H207V248H206ZM218 249H219V248H218ZM47 250H48V249H47ZM83 250H84V249H83ZM83 250H82V251H83ZM201 250H202V249H201ZM39 251H40V250H39ZM206 251H207V250H206ZM70 252H71V251H70ZM204 252H205V251H204ZM122 253H123V252H122ZM130 253H131V252H130ZM225 253H226V252H225ZM227 253H228V251H227ZM60 254H61V255H60ZM63 254H65V253H63ZM182 254H184V253H182ZM204 254H205V253H204ZM229 254H232V253L229 252ZM258 254H259V253H258ZM33 255H34V254H33ZM51 255H52V254H51ZM57 255H58V254H57ZM59 255L63 258V261H66L67 263L70 262V260L68 259V256H67V255H62V253H59ZM72 255H73V254H72ZM72 255H71V256H72ZM74 255H75V254H74ZM219 255H221V254H219ZM256 255H257V254H256ZM60 256H59V259L61 258ZM76 256H77V255H76ZM221 256H222V255H221ZM227 256H228V255H227ZM230 256H231V255H230ZM230 256H229V257H230ZM260 256H262V254L259 255V257H260ZM54 257H55V256H54ZM173 257H174V258H173ZM211 257L214 258L215 256H214V257H213V256H210V258H211ZM256 257H257V256H256ZM7 258H8V257H7ZM41 258H42V257H41ZM221 258H222V257H221ZM224 258H225V257H224ZM263 258H264V257H263ZM31 259H32V258H31ZM173 259H174V261H173ZM218 259H219V258H218ZM245 259H246V258H245ZM68 260H69V261H68ZM120 260H121V259H119V261H120ZM214 260H215V259H214ZM223 260H224V259H223ZM230 260H231V259H230ZM251 260H252V259H251ZM262 260H263V259H262ZM8 261H9V260H8ZM119 261H118V262H119ZM199 261H200V262H199ZM219 261H221V260H219ZM225 261H226V260H225ZM227 261H228V260H227ZM242 261H243V259H242ZM244 261L246 262V260H244ZM240 262H241V261H240ZM240 262H237V264H240ZM247 262H248V261H247ZM247 262H246V263H247ZM28 263H29V262H28ZM67 263H66V264H67ZM98 263H99V262H98ZM225 263H226V262H225ZM225 263H224V264H225ZM241 263H243V262H241ZM249 263H251V262L249 261ZM262 263H263V262H262ZM68 264H70V263H68ZM125 264H126V263H125ZM227 264H229V262H228ZM244 264H245V263H244ZM256 264H257V263H256ZM258 264H259V263H258ZM260 264H261V263H260Z\"/></svg>",
	"mask_w": 264,
	"mask_h": 264
},
{
	"label": "built area",
	"instance_id": "3",
	"mask_svg": "<svg viewBox=\"0 0 264 264\" xmlns=\"http://www.w3.org/2000/svg\"><path fill=\"white\" fill-rule=\"evenodd\" d=\"M118 216V211L100 202H92L81 212V219L90 227H102L111 223Z\"/></svg>",
	"mask_w": 264,
	"mask_h": 264
}]
</instances>
